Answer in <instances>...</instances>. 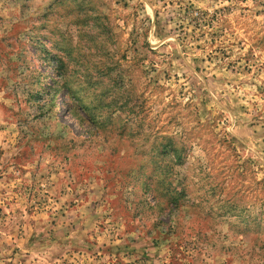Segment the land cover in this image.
Wrapping results in <instances>:
<instances>
[{"label":"rangeland","instance_id":"rangeland-1","mask_svg":"<svg viewBox=\"0 0 264 264\" xmlns=\"http://www.w3.org/2000/svg\"><path fill=\"white\" fill-rule=\"evenodd\" d=\"M0 264H264V0H0Z\"/></svg>","mask_w":264,"mask_h":264},{"label":"bare ground","instance_id":"bare-ground-1","mask_svg":"<svg viewBox=\"0 0 264 264\" xmlns=\"http://www.w3.org/2000/svg\"><path fill=\"white\" fill-rule=\"evenodd\" d=\"M59 111H60V113L64 112V108L63 107H60L59 108Z\"/></svg>","mask_w":264,"mask_h":264}]
</instances>
